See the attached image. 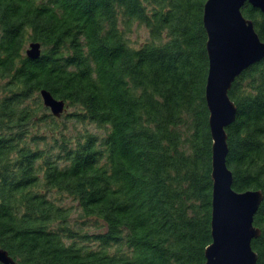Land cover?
Masks as SVG:
<instances>
[{
  "label": "trees",
  "instance_id": "obj_1",
  "mask_svg": "<svg viewBox=\"0 0 264 264\" xmlns=\"http://www.w3.org/2000/svg\"><path fill=\"white\" fill-rule=\"evenodd\" d=\"M204 1L0 0V246L15 260L204 263ZM241 11L264 40V13L247 1ZM135 23L148 37L132 45ZM32 40L36 57L25 52ZM41 87L72 109L44 112ZM228 94L226 163L235 190L263 192L251 246L264 264V57Z\"/></svg>",
  "mask_w": 264,
  "mask_h": 264
},
{
  "label": "water",
  "instance_id": "obj_2",
  "mask_svg": "<svg viewBox=\"0 0 264 264\" xmlns=\"http://www.w3.org/2000/svg\"><path fill=\"white\" fill-rule=\"evenodd\" d=\"M249 2L264 13V0H205L202 22L206 31L205 47L208 71L205 100L211 144V241L205 246L203 264H255L257 252L251 239L260 233L253 224V215L262 198L261 189L235 190L232 171L226 163L228 152L225 126L232 122L236 105L228 90L235 77L248 65L264 57V40L255 30L253 20L241 7ZM39 41H29L25 52L29 57L40 54ZM42 102L59 116L65 109L63 99L41 87ZM2 264H22L0 246Z\"/></svg>",
  "mask_w": 264,
  "mask_h": 264
},
{
  "label": "rangeland",
  "instance_id": "obj_3",
  "mask_svg": "<svg viewBox=\"0 0 264 264\" xmlns=\"http://www.w3.org/2000/svg\"><path fill=\"white\" fill-rule=\"evenodd\" d=\"M126 36L129 40V43H131L132 45H137L141 40H144L148 37V28L144 24L135 23L131 26L130 30L126 31ZM43 106H44L43 107L44 112H50V109L47 106H45V105H43ZM71 109H72L71 106H67L66 109L64 110V112L69 111ZM70 128H72L71 123H70ZM62 201L67 204V203L71 202V198L65 197L62 199Z\"/></svg>",
  "mask_w": 264,
  "mask_h": 264
},
{
  "label": "flooded vegetation",
  "instance_id": "obj_4",
  "mask_svg": "<svg viewBox=\"0 0 264 264\" xmlns=\"http://www.w3.org/2000/svg\"><path fill=\"white\" fill-rule=\"evenodd\" d=\"M1 263V262H0ZM2 264V263H1Z\"/></svg>",
  "mask_w": 264,
  "mask_h": 264
}]
</instances>
